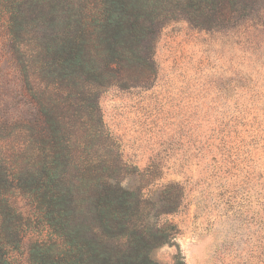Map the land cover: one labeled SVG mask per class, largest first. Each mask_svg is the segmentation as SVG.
I'll return each mask as SVG.
<instances>
[{"label": "trees", "instance_id": "trees-1", "mask_svg": "<svg viewBox=\"0 0 264 264\" xmlns=\"http://www.w3.org/2000/svg\"><path fill=\"white\" fill-rule=\"evenodd\" d=\"M178 16L233 31L238 45L264 37V0H0V264H160L152 251L176 245V227L160 219L179 211L184 188L123 186L159 174L155 163L140 173L123 162L97 95L115 83L148 87L150 45ZM222 144L208 184L239 165ZM255 179L262 231L264 175Z\"/></svg>", "mask_w": 264, "mask_h": 264}, {"label": "rangeland", "instance_id": "rangeland-1", "mask_svg": "<svg viewBox=\"0 0 264 264\" xmlns=\"http://www.w3.org/2000/svg\"><path fill=\"white\" fill-rule=\"evenodd\" d=\"M251 40L238 45L233 31L196 29L178 16L150 45L157 74L148 87L98 91L104 129L123 162L140 173L155 163L159 174L127 176L123 186L155 196L167 185L185 190L179 211L160 219L176 227V245L151 253L160 264H175L178 253L184 264H264V228L252 218L255 176L264 175V37ZM223 142L239 165L221 186L208 184Z\"/></svg>", "mask_w": 264, "mask_h": 264}]
</instances>
